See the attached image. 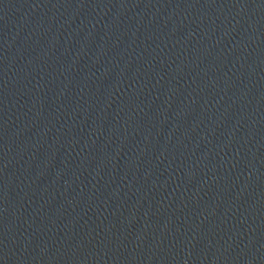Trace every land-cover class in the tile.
<instances>
[{
    "label": "water",
    "instance_id": "obj_1",
    "mask_svg": "<svg viewBox=\"0 0 264 264\" xmlns=\"http://www.w3.org/2000/svg\"><path fill=\"white\" fill-rule=\"evenodd\" d=\"M0 264H264V0H0Z\"/></svg>",
    "mask_w": 264,
    "mask_h": 264
}]
</instances>
